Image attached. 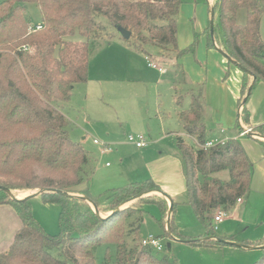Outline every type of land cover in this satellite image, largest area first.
Returning <instances> with one entry per match:
<instances>
[{
    "label": "trees",
    "instance_id": "obj_1",
    "mask_svg": "<svg viewBox=\"0 0 264 264\" xmlns=\"http://www.w3.org/2000/svg\"><path fill=\"white\" fill-rule=\"evenodd\" d=\"M184 3L185 0H0V205H11L22 221L9 249L0 253V264H97L98 247L111 243L116 245L115 264H179L170 253L160 256L142 244L140 230L147 213L143 206L149 204L160 210L159 237L172 234L195 245H226L203 238H219L215 217L232 211L238 199L249 193L253 162L239 138L206 147L211 129L205 113L204 88L191 83L180 63L185 53L194 49V43L185 49L178 44V15ZM30 4L39 9V22L28 16ZM212 9L218 22L215 25L210 11L208 46L217 44L243 70L241 119L251 126L248 91L251 88L252 93L258 82H264V0H214ZM242 9L246 12L244 24L238 20ZM102 17L107 24L100 20ZM38 24L42 25L40 30L35 29ZM109 26L129 30L133 45L148 56L152 53L146 47L155 46L156 54L174 69L176 114L190 140L177 137L187 203L205 227V233L197 238L178 232L173 200L171 230L167 228L170 205L163 195L141 196L130 207L119 208L136 196L154 190L164 193L151 178L100 195L90 191L96 159L81 142L71 138V122L63 106L75 85L88 81L91 55ZM76 35L81 39H74ZM253 130L261 134L260 129ZM226 170L228 178L217 175ZM4 188L13 192L44 190L39 195L43 202L61 206L60 233H48L35 218L32 199H14ZM86 198L96 204L101 215L106 214L105 218ZM246 244L262 246L254 264H264V237ZM109 260L106 255V263Z\"/></svg>",
    "mask_w": 264,
    "mask_h": 264
},
{
    "label": "rangeland",
    "instance_id": "obj_2",
    "mask_svg": "<svg viewBox=\"0 0 264 264\" xmlns=\"http://www.w3.org/2000/svg\"><path fill=\"white\" fill-rule=\"evenodd\" d=\"M208 2L210 1L185 0L178 15L180 48L185 49L194 43V49L186 52L182 58L186 71L193 75H199V68L204 63L213 66V54L224 57L214 46H208L206 33L210 11ZM27 14L35 23L40 20V11L34 4L29 5ZM214 19L216 25L217 14ZM245 19L246 12L242 9L238 19L240 24H244ZM100 20L104 24L108 23L103 17ZM105 33L90 58L91 78L89 75L87 83L75 85L71 98L63 106L71 122V138L81 142L96 159L97 170L91 180L90 191L93 195H100L115 187L152 178L161 186L169 187L168 193L176 203L174 221L180 235L197 238L205 232V227L187 203L184 166L176 147L175 135L171 134L174 131H182L173 100V83L176 77L174 69L156 54L155 46L146 47L152 53V56H148L133 45L135 43L133 38L122 37L116 27L109 26ZM261 34L264 39V16ZM74 39L81 37L76 35ZM211 51L215 53L210 54ZM106 53L109 54L107 59L116 63V68L104 66ZM225 60L228 65V59ZM153 64L165 68V72L160 73L152 66ZM233 65L243 74V70L237 64ZM221 71L225 76L228 70ZM204 88L206 89V85ZM138 134L146 137L147 147L139 149L128 141L129 135ZM185 138L190 141L188 137ZM95 140L109 145L113 151L102 153L101 145L95 144ZM217 175L223 179L228 178L229 171H221ZM170 178L174 183L173 187L166 185ZM34 192L36 190L14 193L19 197ZM133 202L127 201L119 208H128ZM32 203L37 220L48 233L58 235L61 206L58 203H45L40 198H32ZM255 205L256 208L248 209L247 214L255 220L254 223H258L257 214L264 216V203L256 202ZM260 206L263 207L258 210ZM143 207H147V213L141 226V237L161 235L162 228L156 220L159 216L158 206L149 204ZM231 212L217 224L218 229L215 233L218 237H234L242 242L247 237L260 235L263 225L253 226L251 222L249 225L241 215L237 213L230 215ZM162 242L165 249L158 252L159 255L170 253L179 264H254L261 254L260 250L256 249L259 246H254L255 248L250 250L223 246L217 249L179 239L174 240L170 236L162 237ZM168 242L172 243L171 252L166 247ZM54 254L57 255V251H54ZM106 255L110 258L107 263ZM115 257L114 243L103 244L96 251L97 264H115Z\"/></svg>",
    "mask_w": 264,
    "mask_h": 264
},
{
    "label": "crops",
    "instance_id": "obj_3",
    "mask_svg": "<svg viewBox=\"0 0 264 264\" xmlns=\"http://www.w3.org/2000/svg\"><path fill=\"white\" fill-rule=\"evenodd\" d=\"M209 1L210 2H208V4L210 6V11H211V7L213 6L214 0H209ZM215 48L219 51L217 44L215 45ZM211 53H215V52L211 51L210 54ZM108 55L109 54L106 53L107 57H104V66L107 67L106 65H108L111 68L113 67L116 68L117 66L116 63L114 61L111 62L109 59H107ZM224 57L221 56L219 57L216 53L213 54V60H212L213 66L210 67L208 66V64L204 63V65L200 66L199 68V75H193L192 73H188L186 71V68L182 64L183 57L180 59V63L185 69L188 78L193 85L202 86L203 88L204 85H206V89L204 88L205 113L207 116L208 125L211 129L210 140L224 141L229 138H239L249 158L253 162V173H252L250 191L245 197L241 199L240 202H237L235 207L232 209L230 215L237 213L238 215L242 216V219L245 222H247V224L250 225L249 222H251V225L253 226L254 224H260L263 225L264 227V216L262 214H257L256 220L258 221V223H254L255 220L252 217L248 216L247 214L248 209L256 208L255 205L256 202L259 204L264 203V82L260 81L255 85V88L253 89L251 96L248 99L247 109L251 114V126L246 125L243 123L241 119L242 106L240 105L239 102L241 97L243 74L240 72V70H238V68H236L233 65V62L228 60L229 63L227 65L225 58L226 59L228 58L227 57L224 58ZM160 68H162V70H160L159 67L155 69H157L160 73H164L165 68L163 67ZM223 69L228 70L225 76L221 71ZM89 75L91 78L92 75L91 69H89ZM173 100H174V105L176 106L174 99V86H173ZM176 109L177 108H175V114H176ZM165 115L167 116V114ZM246 128L251 129V133L242 134ZM254 128L260 129V133L262 135L253 132L257 130V129L253 130ZM171 134L175 135L176 147L178 148L177 137L186 136L183 131V128L182 131H174L171 132ZM147 145L145 147H147ZM143 148H139V149H143ZM178 176H179L178 178L181 177L179 168H178ZM184 178H185V174H184ZM156 183L160 186V188L163 190L164 193H162L161 191H153L150 192L149 194L155 193L158 195L165 196V198L168 201V205H170L171 204L170 199H172V196L171 194L168 193L169 187L161 186L160 183L158 182ZM166 185L173 187L174 183L171 178L167 181ZM185 189H186V179H185ZM24 195L25 194H23L22 196ZM34 198H39V196H36ZM258 206L259 205H257V207ZM262 207L263 206H260L258 210H260ZM159 217H160V210H159V216L157 218ZM35 218L37 219L36 216ZM21 226H22V221L19 218L18 214L16 213L15 209L8 204L0 205V253L5 252L9 249V247L14 241L16 233L19 231ZM177 230L180 233L178 226H177ZM263 237H264V228L262 229L260 235H257L256 237H247L243 239L242 242L238 239H235L234 237H219V238L246 244V242L248 241H257L262 239ZM250 246H251L250 248L238 247L234 245H225L223 247H235L244 250H248V249L250 250L255 248L254 245H250ZM259 247L256 249H259L261 253V248ZM213 248L218 249L222 247H213Z\"/></svg>",
    "mask_w": 264,
    "mask_h": 264
},
{
    "label": "water",
    "instance_id": "obj_4",
    "mask_svg": "<svg viewBox=\"0 0 264 264\" xmlns=\"http://www.w3.org/2000/svg\"><path fill=\"white\" fill-rule=\"evenodd\" d=\"M214 15H215V12H214V10L211 8V16H212V18L214 17ZM116 28H117L118 32L120 33V35H121L122 37H124L125 39H130L132 33H131L129 30H127V29H125V28H123V27H121V26H117ZM215 45H216V44H215ZM218 49H219V52L222 53L225 57H227L229 61H232V59H231L227 54H225V53H224L219 47H218ZM247 72L250 73L249 71H247ZM253 78H254V81H255V77H253ZM254 81H253V83H254ZM250 94H251V88L249 89V91H248V95H247V96H249ZM246 100H247V98L245 99V101H246ZM249 133H251V131H250ZM0 188H2V187L0 186ZM4 189H5L7 192H9V194H10L14 199H17V200L32 199V198H34V197H36V196H39V195L44 191V190H39V191H36V192H34V193H32V194H29V195H27V196H25V197L19 198V197L16 196V194H15L13 191L9 190L8 188H4ZM149 193H150V192L145 193V194H142V195H140V196H136V197L130 199L128 202H133V201L137 200L139 197H141V196H145V195H148ZM64 194H66V195H72V196H77V197H83V196H80V195H77V194H70V193H64ZM86 199H87L88 202L92 205V207L94 208V210H95V211H96V212H97L102 218H105V216H102V215L99 213V210H98L96 204H95L94 202H92L90 199H88V198H86ZM170 201H171V204H170V209H169V213H168V222H167V228H168L169 230H171L172 202H173L172 199H170ZM109 215H110V214H109ZM171 237H172L174 240H177V239H178V238H176L175 236H173L172 234H171ZM203 239H216V240H218V241H220L221 243L226 244V245H234V246L245 247V248H250V247H251L250 245L243 244V243H240V242L231 241V240H227V239H223V238L212 237V236L204 237ZM185 242H186V241H185ZM166 247H167V250H168L169 252H171V250H172V243H171V242H168ZM256 248H258V247H256ZM259 248H262V246H260Z\"/></svg>",
    "mask_w": 264,
    "mask_h": 264
},
{
    "label": "built area",
    "instance_id": "obj_5",
    "mask_svg": "<svg viewBox=\"0 0 264 264\" xmlns=\"http://www.w3.org/2000/svg\"><path fill=\"white\" fill-rule=\"evenodd\" d=\"M42 28L41 24L36 25L35 29L36 30H40ZM155 68H158L155 64L152 65ZM160 70H162V68L159 67ZM251 131V129L246 128L242 134H246L249 133ZM128 141L133 143L136 147L138 148H143L147 145V139L143 134H138V135H129L128 136ZM96 144H100L102 147V152L103 153H107V152H111L113 149L107 145V144H101L98 140L94 141ZM220 141H215V140H210L207 142L206 147H211L214 146L215 144L219 143ZM241 201V198L238 199V202ZM228 215L227 212H220L214 219V228L215 230L218 228L217 227V223L221 222L225 219V217ZM141 242L144 246H150L152 247L155 251L157 252H161L165 249V246L163 245L162 242V238L159 237L158 235H148L146 237H143L141 239Z\"/></svg>",
    "mask_w": 264,
    "mask_h": 264
},
{
    "label": "bare ground",
    "instance_id": "obj_6",
    "mask_svg": "<svg viewBox=\"0 0 264 264\" xmlns=\"http://www.w3.org/2000/svg\"><path fill=\"white\" fill-rule=\"evenodd\" d=\"M24 196H26V194H25ZM24 196H21L20 198H22V197H24Z\"/></svg>",
    "mask_w": 264,
    "mask_h": 264
}]
</instances>
